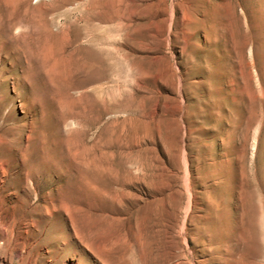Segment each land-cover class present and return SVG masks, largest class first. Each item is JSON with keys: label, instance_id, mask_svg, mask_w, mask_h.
Returning a JSON list of instances; mask_svg holds the SVG:
<instances>
[{"label": "rangeland", "instance_id": "1", "mask_svg": "<svg viewBox=\"0 0 264 264\" xmlns=\"http://www.w3.org/2000/svg\"><path fill=\"white\" fill-rule=\"evenodd\" d=\"M0 264H264V0H0Z\"/></svg>", "mask_w": 264, "mask_h": 264}, {"label": "bare ground", "instance_id": "2", "mask_svg": "<svg viewBox=\"0 0 264 264\" xmlns=\"http://www.w3.org/2000/svg\"><path fill=\"white\" fill-rule=\"evenodd\" d=\"M89 20V19H88ZM95 40V39H94Z\"/></svg>", "mask_w": 264, "mask_h": 264}]
</instances>
